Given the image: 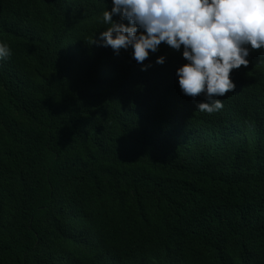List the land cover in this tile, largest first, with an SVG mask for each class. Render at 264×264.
<instances>
[{
  "label": "trees",
  "instance_id": "16d2710c",
  "mask_svg": "<svg viewBox=\"0 0 264 264\" xmlns=\"http://www.w3.org/2000/svg\"><path fill=\"white\" fill-rule=\"evenodd\" d=\"M111 8L0 0V264H264V49L208 114L183 47L91 43Z\"/></svg>",
  "mask_w": 264,
  "mask_h": 264
},
{
  "label": "clouds",
  "instance_id": "9594fccd",
  "mask_svg": "<svg viewBox=\"0 0 264 264\" xmlns=\"http://www.w3.org/2000/svg\"><path fill=\"white\" fill-rule=\"evenodd\" d=\"M103 22L108 27L91 43L117 54L131 47L142 65L162 43L177 51L183 47L187 63L176 70L179 87L194 100L204 96L207 102L197 109L208 114L223 108L217 97L235 90L230 73L248 66L250 49H264V0H112ZM11 54L0 41V61ZM164 62V56L157 57V64Z\"/></svg>",
  "mask_w": 264,
  "mask_h": 264
}]
</instances>
